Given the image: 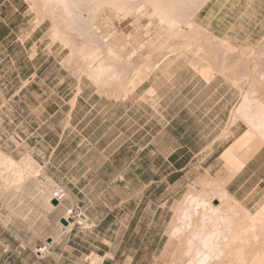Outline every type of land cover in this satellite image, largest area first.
<instances>
[{
	"label": "rangeland",
	"instance_id": "1",
	"mask_svg": "<svg viewBox=\"0 0 264 264\" xmlns=\"http://www.w3.org/2000/svg\"><path fill=\"white\" fill-rule=\"evenodd\" d=\"M136 2L140 0H135V5ZM43 3L41 0H0V154L10 155L17 149L13 154L18 161L17 167L6 166V169L0 162V220L9 226L6 234L21 238L27 249L47 243V237L60 235L61 217L66 215L67 207L51 204V192L60 186L62 179L58 171L61 156L88 153L96 155L99 162L104 155L112 156L105 164L104 159L95 164L100 168L96 183L106 190L99 200L102 204L97 213L99 219L109 212L104 204L114 206L123 201L132 203L134 209L141 203L140 211L134 213L136 222L145 205L152 203L144 213L142 228H133L135 237L140 238L136 240L144 238L142 244L139 241L135 245L149 247L146 263L182 264V256L199 253L189 249L190 239L201 242L204 239L212 244L211 240L227 236L232 223L242 214L241 208L233 205L228 212L215 210L213 205L219 202H211L206 196L216 195L217 183L227 189L237 170L264 146L262 143L253 151L264 140V126L260 129L253 124L260 116L264 121V0H208L196 13L186 10L179 15L180 30L171 31L148 5L145 10L133 9V12L111 4L96 5L91 10L97 9L93 25L95 37L91 31L79 28V22L71 28L68 19L61 18L64 8L56 2L41 6ZM75 3H70L73 11L86 8L82 0ZM85 11L88 17L89 12ZM186 21L204 28L197 27L198 32ZM38 26L44 32L31 36ZM108 47L117 55L107 54ZM93 51L103 52L102 60H107L111 70L117 71L115 77L96 82L89 71L96 63L90 61ZM164 59L167 61L163 76L158 80L157 75L149 79ZM34 73L38 74L35 80L30 78ZM215 77L216 82L207 86ZM218 86L222 94L228 92L224 105L230 103L229 123L222 132L200 131L205 125L191 115L204 96L196 93L210 92ZM137 89L140 94L146 91L150 98L160 90L161 100L157 103L164 110V130L163 123H156L151 135L145 136V131L136 132L135 127L131 128L124 119L118 121L108 111L114 100L126 98ZM81 90L89 97L84 102L85 112L91 106L98 109L94 110L95 115L83 120L84 125L92 122L88 129L80 135L71 133V138H88L93 144L82 148L50 147L46 141L56 144L68 121L64 102ZM99 111L101 115L96 114ZM250 130L252 136L247 144L237 142L245 150L232 152L242 162L224 163L225 151ZM214 136H219L225 145L205 146ZM148 142L154 145L145 147ZM53 151L55 163L47 172L46 160ZM28 156L35 158V166H29L31 170L22 163L24 168L20 166ZM257 176H264L263 166ZM146 184L149 188H159L160 193L156 190L151 195H143ZM193 189L194 193L206 192L205 197L201 198V194L186 202L184 197ZM237 201L252 214L264 212V194L255 203ZM158 203H163L164 216L153 239L154 227L146 235V225ZM179 204L186 205L187 209L179 228L173 232L172 223L177 218ZM111 214L118 224L110 234L120 231L118 220L131 219L125 215L117 218L116 210ZM108 230L104 226L101 231L108 233ZM163 231L164 238L158 243ZM208 249L218 253L212 246ZM217 261L218 257H211L201 264Z\"/></svg>",
	"mask_w": 264,
	"mask_h": 264
},
{
	"label": "crops",
	"instance_id": "2",
	"mask_svg": "<svg viewBox=\"0 0 264 264\" xmlns=\"http://www.w3.org/2000/svg\"><path fill=\"white\" fill-rule=\"evenodd\" d=\"M44 32L42 26L36 27L32 32L31 36L35 33ZM167 59L162 60L156 70L149 76V79H152L157 75L156 80L160 79L166 67ZM174 65V64H173ZM38 77L37 73H34L30 78L34 80ZM146 82H149L147 80ZM144 82L142 86L146 83ZM154 82H156L154 80ZM216 82V77L211 80L210 85ZM221 86L216 87L213 91H199L196 93V96L203 95V100L196 105V111L192 113L191 116L196 117V122L204 124V127H200V131L207 132H222L224 127L228 125L230 120L229 112V102L225 103L228 92L222 94L218 89ZM160 90H156L155 94L150 98L146 96V91L139 93L137 91L128 95L126 98L121 100H114L111 104L108 111H111L112 115L117 116L118 121L122 119L125 120L131 128H136V132L145 131V136L151 135L150 131H154L156 128V123L162 124V130L165 129L164 122V110L162 109L160 102L157 103V100H161ZM69 101H65L63 107H67L68 111L66 115L68 116V121L62 127V133L60 139L56 144L46 143L50 147H77L82 148L89 145H92V141L88 138H71V133H78L88 129L89 125L92 122L87 123V125L82 124L85 117L95 115L94 110L97 111V106H91L86 112V99H89L85 96V92L74 93ZM211 98L213 99L210 104ZM102 99V98H101ZM68 105V106H65ZM101 111L96 112L97 115H101ZM95 119H93L94 121ZM234 120V119H233ZM233 121L232 123H236ZM152 125V126H151ZM236 124L233 125V128ZM159 129V127H157ZM99 129V127H97ZM244 134V133H243ZM240 136V138L243 136ZM77 135V136H78ZM207 135V137H209ZM153 138H155L153 136ZM240 138L234 143L233 146L237 145V142ZM221 141V142H220ZM226 142L220 139L219 136H214L210 143H207L205 146H217L222 147ZM25 144V143H23ZM22 144V145H23ZM154 145L153 142H148L145 147ZM28 146V144L24 145ZM231 146V147H233ZM230 147V148H231ZM230 148H228L230 150ZM226 150L223 154L224 163L228 160L229 162L237 163L242 162L241 158H238L234 154L226 153L229 150ZM237 152L245 150L242 146L236 149ZM17 149H13L9 156L15 158L13 154ZM55 151V150H54ZM54 151L46 160L47 172L50 166H53L55 163ZM214 152V150H212ZM226 155V156H225ZM227 156L230 157L227 160ZM112 156L104 155L100 162L104 159L103 164L110 161ZM232 157V158H231ZM241 157V156H240ZM99 158L93 154H68L61 156L60 166L58 171L61 172L62 179L60 180V186L64 187L67 190L68 198L62 203L64 207L78 206L85 209L87 214L86 227L85 228H62L61 234L55 237H47V243L51 245V251L47 256L40 257L36 254L35 249L23 246L22 239L17 238L16 236L7 235L8 225L4 224L0 220V264H148L146 263V257L149 253L147 250L148 246L143 247L140 245H135L142 240L135 237L134 227L142 228L144 224V213L149 210L152 206V203L145 205L146 209H142L143 214L136 219H134V213L140 211L141 203L137 204L136 209L132 203L121 201L119 204L110 206L109 204H104L106 209H109V212L103 219H99L97 213L99 212L102 204L99 202L101 196L106 193V190H102L98 183H96L97 176H99L100 168L95 165L99 164ZM245 163V162H244ZM244 165V166H243ZM242 165V169L236 172L227 184L228 192L236 200H240L246 203V200H249V204L252 202L255 203L258 200L260 194H264V176L258 177L257 172L259 168L264 167V146L258 150L252 157H250L245 164ZM103 166V165H102ZM160 176H157V182H159ZM257 179L254 183L251 181ZM156 181H152L154 183ZM109 185H107V188ZM263 189V190H261ZM157 190V193H160L159 188H149V185L142 189L143 195H151ZM97 196H100L97 198ZM156 210L153 218L147 223L149 233V228L154 227L153 230V239L154 231L158 227L160 220L164 216L163 203L156 204ZM117 211L116 217L125 215L131 219H122L118 220L120 223V231H114L115 234H110L116 224L117 220H114L112 217L114 214H111V211ZM157 216V218H156ZM115 217V216H114ZM116 218V219H117ZM62 219V217H61ZM157 219V220H156ZM109 227L108 233H103L102 227ZM101 228V229H100ZM132 229V231H131ZM139 229L137 231H139ZM122 231H124L122 233ZM138 233V232H137ZM165 232L161 234L160 240L164 238ZM146 237V236H145ZM52 242H48V239ZM54 239V240H53ZM28 247V246H27ZM153 257V256H152ZM154 258V257H153Z\"/></svg>",
	"mask_w": 264,
	"mask_h": 264
},
{
	"label": "bare ground",
	"instance_id": "3",
	"mask_svg": "<svg viewBox=\"0 0 264 264\" xmlns=\"http://www.w3.org/2000/svg\"><path fill=\"white\" fill-rule=\"evenodd\" d=\"M38 1H40V0H38ZM42 1L45 3V6L48 3L50 4L52 2H56V4H58V5H60V7L64 8L62 13H61V18L66 19V20L68 19L67 21H68L69 26L71 28H75V26H77V24L79 22V24H78L80 26L79 28H81V29L85 28L86 31L87 30L91 31L90 33L95 37L93 25H94V20H95V16L97 13V9H94L92 12H91V10H92V8H95L96 5L101 6L103 4L104 5L105 4H107V5L111 4L112 6L116 7L117 9L125 10V11H127V10L132 11L133 9L145 10L146 6L148 5V6H150V8L152 7L153 13L155 14V16H158L161 19V21L164 22V24L169 27V30L171 31L172 29L180 30L181 21L179 20V15L181 16V14H184L186 10H187V12L190 11L191 14L196 13V11H198L208 0H140V2H138L139 4L136 2L137 5L134 4L135 0H82V3L83 2L86 3V8L82 4L84 9H82L81 11H78L76 9H75L76 11H73V9H71V6H70V3L71 4H73V2L78 3V1H81V0H41V2ZM131 2H133L134 5L131 4ZM44 3L41 6H44ZM147 9H148V7H147ZM84 10L89 12L88 17H86V15L84 14ZM86 11H85V13H86ZM147 11H149V10H147ZM147 11H146V13H147ZM129 14H131V12ZM186 14H188V13H186ZM76 22H77V24H76ZM82 23H83V25H82ZM74 24H76V25L73 26ZM186 24L190 25L192 28L196 27L195 29L197 31L201 28H204L202 26L194 24L192 21H188V23L186 21ZM167 26L165 28H168ZM57 27L55 29L56 31H57ZM197 27L199 29H197ZM203 30L204 29H202L200 31H203ZM193 35H195V34H193ZM190 36H192V35H190ZM195 36L197 37L198 35H195ZM190 40H191V37H190ZM196 41H197V38H196ZM91 42H93V41H91ZM188 44H190V42ZM194 45H195V42H194ZM111 47H108V50H105V51H108L107 54L110 53V54H112V56H114L113 53L115 52V50H113ZM101 54H103V52L93 51L92 53H90V57H91L90 61L92 60L93 63L94 62H96V63H95V66L91 67V70H89V71H90V74L93 77H95L96 82L97 81H99V82L100 81H106V79H109L110 77L111 78L115 77L117 75V71L111 70V66L108 63H106L107 60L106 61L102 60L104 55H101ZM115 55H117V54H115ZM71 56H72V54H71ZM73 56H75V55H73ZM130 58H132V57H130ZM129 60H131V59H129ZM144 69H146V68H144ZM118 72H120V71H118ZM254 123L260 129H262L264 126L263 117L260 116L258 119H256V122H253V124ZM253 129H254V127H253ZM251 132L252 131L250 130L248 133L244 134L241 137V139L239 140V144H241V143L247 144L248 141L250 140L248 138L252 136ZM262 143H264V140L259 141L257 143L256 149L253 151L255 152L257 150V148L261 147ZM240 147H242V145H235V146L231 147L230 150L228 149L229 151L226 154L228 156H230L229 155L230 153L233 154L232 152H235L236 149H238ZM251 148H253V147H251ZM253 151H251V153H254ZM228 156H227V160L230 158ZM33 158H31L30 156L25 157L22 160V162L19 161L20 166H22L21 165V163H22L23 166L25 165V167H27V168H29V166H30V168H31L32 165L35 164L34 163L35 158L34 159ZM245 160L243 162H245ZM229 161H232V160H228V162ZM0 162H1V164L4 165L5 169H6V166L13 168V167H17V165H18V161L16 159H14L13 157H11L7 154H4V153L0 154ZM228 162H225V163H228ZM23 166L21 167L22 169L24 168ZM7 170H8V168H7ZM22 173H21V175H22ZM214 190L216 191V195L215 194L209 195V196H206V198L210 199L211 202H213L214 200H217L219 202V204L214 203L213 206H214L215 210H219V209L221 210L222 209L224 212H228L229 209H232L231 207L234 205L238 208H241L240 210L242 211L241 212L242 214L238 215V219L232 223V225L228 231V235L225 236L223 239H219L218 241L213 239L210 241V243H212V244H207L208 240L203 241L204 239L202 240L203 243L201 241H197V240L194 241V240L190 239L191 246L189 247V249L199 251V253L186 254V255L182 256V260L180 263H182V264H196L197 260L199 259L198 263L201 264V263H204L206 260H208L211 257H213L214 259H215V257H218V261L216 264H264V212H261V210H260V212L252 214L249 211L245 210L239 204V202L237 200H235L233 198V196L228 192L226 187H223V185H221L219 183L215 184ZM196 192L197 191H195V193H194V189H193V192L187 193L186 194L187 196H185L186 198L184 197L185 201L187 202L191 198L194 199L201 194H202L201 198H204L206 195V192H202L201 194L196 193ZM178 203H180V202L178 201ZM181 203H182V200H181ZM183 204H184V202H183ZM182 205H180L179 208L177 207L178 209L176 208L177 209V213H176L177 216H175V218L176 217L177 218L175 221H177V222H176V225H175V221H173V223H172L173 232L177 228H179L181 220H182L183 215H184V212L187 209L186 205H185V207H183ZM263 206H264V204H263ZM262 210L264 211L263 208H262ZM213 242H215L214 245H213ZM211 246L213 247L214 250H216L218 252L217 254H214L211 251H209L208 248H211Z\"/></svg>",
	"mask_w": 264,
	"mask_h": 264
},
{
	"label": "built area",
	"instance_id": "4",
	"mask_svg": "<svg viewBox=\"0 0 264 264\" xmlns=\"http://www.w3.org/2000/svg\"><path fill=\"white\" fill-rule=\"evenodd\" d=\"M68 198L67 190L62 187L58 186L55 187L51 192V200H57L59 202V205H62L64 201ZM62 218H65L69 221V225H72V227L77 228H85L86 226V220H87V214L85 209L78 206H70L66 210V215ZM51 251V245L50 243H45L43 245H40L36 248L35 252L38 256L43 257L47 256Z\"/></svg>",
	"mask_w": 264,
	"mask_h": 264
},
{
	"label": "water",
	"instance_id": "5",
	"mask_svg": "<svg viewBox=\"0 0 264 264\" xmlns=\"http://www.w3.org/2000/svg\"><path fill=\"white\" fill-rule=\"evenodd\" d=\"M51 204H53L55 206H58L59 205V202L54 199V200H51ZM61 223L63 224V228H66L69 225V221L66 220L65 218H62L61 219ZM48 242H52L51 238L48 239Z\"/></svg>",
	"mask_w": 264,
	"mask_h": 264
}]
</instances>
